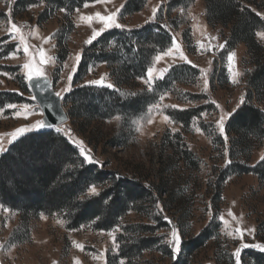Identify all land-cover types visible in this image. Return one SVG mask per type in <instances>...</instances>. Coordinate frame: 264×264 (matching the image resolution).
<instances>
[{
	"label": "rangeland",
	"instance_id": "obj_1",
	"mask_svg": "<svg viewBox=\"0 0 264 264\" xmlns=\"http://www.w3.org/2000/svg\"><path fill=\"white\" fill-rule=\"evenodd\" d=\"M128 1L88 3L87 7L83 5L74 11L49 9L47 17L43 18L48 8L44 1L24 6L20 0H0V95L6 98L0 106L11 103L7 98L14 96L19 103L11 104L17 105L21 112L23 106L28 105L30 113L27 118L23 115L18 118L14 115L15 109L0 111V147L4 149L0 155L10 143L30 132L53 130L65 135L85 159L79 144L83 141V148L90 150L88 154L97 162L86 164H93L110 175V179L95 186L96 194L89 189L81 200L111 190L119 180L140 185L147 193L109 230L99 229L98 220L75 229L65 210L27 220L19 212L0 204V264H77V261L79 264H174L180 252L175 253L170 243L173 228L179 230L181 249L184 242L197 238L213 219L212 237L184 258L187 264H236L237 249L241 250L240 264H251L250 259L243 257L247 249L264 253L257 247H244L245 244H264V180L255 174H234L221 186L217 183L228 164V148L221 139L224 134L217 122L224 116L225 130L228 120L244 104L240 101L241 98L245 101L250 89L249 74L254 69L248 48L239 44L227 52L230 30L207 21L202 0L174 9L170 15L168 5L172 0H147L137 13L126 11ZM256 11L264 22V11ZM113 12H117V22L124 26L116 29L133 31L149 23L158 24L172 40L175 37L187 60L191 61L186 62L178 54L165 56L159 62L154 59L151 88L145 83L146 77L123 90H151L175 68L184 65L193 71L180 73L162 88L164 98L160 97L153 104L159 105V111L153 108L150 113L148 109L146 114L129 121L119 117L92 122L69 118L60 127L33 130L12 140L9 134L17 128L44 118L22 68L26 62L41 66L38 64L40 51L46 58L42 65L44 77L50 78L56 93H60L67 113L71 107L67 97L74 90L86 86L106 87L90 84V81L103 78L105 84L110 83L111 89H115L106 64L92 62L84 75L79 73L84 51L89 46L86 41L94 30L105 27L96 13L108 16ZM82 16H91L93 20L84 21ZM12 23L20 27L25 42L30 45L31 57L23 52L24 44L19 35L14 38ZM185 33L191 36V41L185 40ZM261 33L264 27L256 34L257 42L264 45ZM230 53H235L232 65L228 61ZM77 55L81 56L79 62ZM47 57L54 60L48 61ZM161 72L162 79L158 78ZM233 79L238 83H233ZM69 86L70 90H66ZM253 104L257 105L256 98ZM173 110H199V114L185 125L169 115L168 111ZM164 116H169L172 123ZM58 128L61 130L57 131ZM262 156L264 139L257 140L249 157L241 160L255 166L262 161ZM230 212L234 216L229 215ZM221 216L227 224L221 221ZM237 229L243 232L242 238ZM77 244L83 245V249Z\"/></svg>",
	"mask_w": 264,
	"mask_h": 264
},
{
	"label": "trees",
	"instance_id": "obj_2",
	"mask_svg": "<svg viewBox=\"0 0 264 264\" xmlns=\"http://www.w3.org/2000/svg\"><path fill=\"white\" fill-rule=\"evenodd\" d=\"M44 1L48 8L43 13L47 17L49 9L74 11L85 3L94 0H20L24 6ZM147 0H130L125 9L130 13L140 12ZM196 0H172V10L185 8ZM206 19L211 25H221L229 29L227 52L239 44H245L254 69L249 74L250 87L244 104L231 116L225 126L227 140L221 136L228 148V163L218 177L221 186L227 177L234 174H255L264 180V160L249 166L244 156L249 157L253 145L264 139V45L256 40V34L263 29L264 22L256 10L264 11V0H202ZM185 40L191 41L188 33ZM113 44V45H112ZM172 45L171 35L155 23H149L133 31L116 28L107 29L84 51L79 68L84 75L90 63H103L108 66L115 89L86 86L74 90L68 97L71 104L70 119H83L87 122L113 120L117 117L129 121L147 112L163 93L174 77L185 71H193L189 66L175 68L166 79L158 81L148 91L129 92L123 87H133L134 81L147 77L157 55ZM197 71V70H195ZM256 96V97H255ZM257 101V105L253 101ZM11 103L15 97H8ZM0 95V103L5 101ZM264 109V108H263ZM202 109H200L201 111ZM199 110L168 111L174 120L188 125ZM109 174L98 170L93 164H86L77 148L63 134L53 130L30 132L6 148L0 155V204L19 212L24 219H35L57 211H68L73 228L98 220L97 227L109 230L116 226L119 218L125 216L139 198L146 195L140 185L126 180L119 182L109 191L87 200H81L91 186L107 181ZM112 193L111 195H109ZM162 194L160 193V196ZM214 219L195 239L182 244L178 259L174 264H187L184 258L201 248L212 235ZM215 231V230H214ZM251 264H264V253L247 249L243 254Z\"/></svg>",
	"mask_w": 264,
	"mask_h": 264
},
{
	"label": "snow or ice",
	"instance_id": "obj_3",
	"mask_svg": "<svg viewBox=\"0 0 264 264\" xmlns=\"http://www.w3.org/2000/svg\"><path fill=\"white\" fill-rule=\"evenodd\" d=\"M94 2H106V0H94ZM85 7L88 6V3L86 2ZM62 11H64L65 9H61ZM11 12V9H9V14ZM117 12H119V9H117ZM117 12H113L111 13L110 15L108 16H102L100 15V13H96V18H98V20L100 22H103L104 24V29H101L100 31H96L94 30L93 31V34L92 36L86 41L87 44H92L93 41H95L97 39L98 36H100L102 34V32L106 29H111V28H123L124 26L119 24L117 22ZM155 12L156 10L154 9L153 10V16H155ZM82 20L84 21H92L93 20V17L91 16H82L81 17ZM11 29L13 30V36L15 38L16 35H19V39L21 41V43L24 44V47H23V52L27 55H29L30 57L33 55L30 51H29V48H30V45H28L26 42H25V38L24 36L21 34V29L20 27L17 26L16 23H12L11 24ZM260 35L264 36V33H261ZM54 46V45H53ZM219 47H223V45H220ZM201 48H203V45H201ZM207 50V49H205ZM174 54H178L179 57L183 60H185L186 62L188 63H191V61H188L187 60V57L184 55L182 49H181V45L176 41L175 37H173V40H172V46L169 47L166 51H164L162 54L160 55H157L155 57V61L156 62H159L161 61L165 56H174ZM45 54L43 51H40V60L38 62L39 65L41 66H35L34 64L32 63H24L22 65V68L23 70L25 71V75H26V78L29 82L33 81L34 79H37V78H41V77H44L45 74L42 70V65L43 63L45 62ZM81 59V56L80 55H77L76 56V60L77 62H79V60ZM47 60L48 61H52L54 60L53 57H47ZM228 61L230 63V65L234 64V61H235V53H230L228 55ZM230 74H231V68H230ZM7 75V74H5ZM160 79L163 78V73L161 72L160 76L158 77ZM46 79V78H45ZM71 79V77H69V80ZM153 80H154V72H153V69L152 68H149L147 70V79L145 80V83H147L149 85V87L151 88V85L153 83ZM47 82V80H46ZM233 83H238V80L236 79H233L232 81ZM90 84H94V85H99V86H106V87H113L112 84H105V81L103 78H101L100 80H95V81H90L89 82ZM205 86L207 87V81H205ZM66 90H70V86L68 89ZM57 96H60V93H56ZM34 98V97H33ZM164 97L161 96V100L163 99ZM241 104L244 103V100L243 98H241V101H240ZM172 107H177L175 105H173ZM217 107H219V105H217ZM5 108L7 109H15L16 111L14 112V115L16 117H20L21 115H23L25 118H27L29 116V106L28 105H24L23 106V112H21V110L18 108L17 105L15 104H7L6 106H0V111H3ZM153 108H155L157 111H159V105H153V106H150L149 108V112L151 113ZM231 114H229V117H230ZM164 119L166 121H169V123H172L171 119L169 116H164ZM224 119L225 117L224 116H221L219 121L217 122V126L220 130V132L222 134H224V139L227 140V135L225 133V130H224ZM152 120L149 119L148 120V123H151ZM45 127H52V125L50 124H47L46 122L44 121H37L35 124L33 125H29V126H24V127H20V128H17L14 132L10 133L9 135L11 136L12 140H15L17 139V137L27 133V132H30V131H33V130H38V129H41V128H45ZM61 129H57V131H60ZM199 131V129H197ZM79 144H80V151L82 154H84V157H85V161L88 162V163H97L96 161H94L92 159V157L88 154L90 152V150H85L83 148V141H79ZM4 149L2 147H0V152H3ZM262 160H264V156L261 157ZM228 163H231V161L229 160ZM90 191L93 193V194H96L97 193V189L95 186H91L90 188ZM229 215H232L234 216V213H229ZM221 221L224 223V224H227L228 221L225 220V218L223 216L220 217ZM169 223H171V221H169ZM237 232H239L241 238L243 237V232L239 229L236 230ZM251 231H255L254 229H252ZM115 243V240L113 241ZM170 243L173 247V250L175 253H179L180 252V244H181V237H180V234H179V230H177L176 228H173L172 232H171V240H170ZM77 247L81 248V250L83 249V245H79L77 244L76 245ZM257 247V248H260L261 251H264V244H253V245H248V244H245L244 247ZM240 255H241V250L240 249H237V251L234 253V256H235V259H236V264H240ZM77 264H79V261H77ZM121 264H123V262H121Z\"/></svg>",
	"mask_w": 264,
	"mask_h": 264
},
{
	"label": "water",
	"instance_id": "obj_4",
	"mask_svg": "<svg viewBox=\"0 0 264 264\" xmlns=\"http://www.w3.org/2000/svg\"><path fill=\"white\" fill-rule=\"evenodd\" d=\"M29 86L44 114L43 121L52 125V127L46 128H57L69 121L62 98L56 95L54 84L50 78L41 77L34 79L29 82Z\"/></svg>",
	"mask_w": 264,
	"mask_h": 264
}]
</instances>
